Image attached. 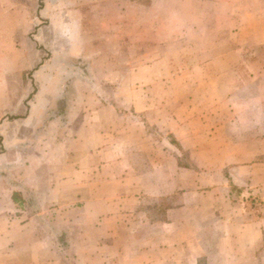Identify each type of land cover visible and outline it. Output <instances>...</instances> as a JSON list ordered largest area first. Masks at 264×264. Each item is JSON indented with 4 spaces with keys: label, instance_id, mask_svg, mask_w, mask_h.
Here are the masks:
<instances>
[{
    "label": "rangeland",
    "instance_id": "374dc122",
    "mask_svg": "<svg viewBox=\"0 0 264 264\" xmlns=\"http://www.w3.org/2000/svg\"><path fill=\"white\" fill-rule=\"evenodd\" d=\"M84 1L0 0V15L15 17L7 28L23 31L8 33L0 50H10L9 60L29 54L32 67L0 72L12 103L0 108V232L8 234L12 220L30 223L26 232L51 233L66 264L79 257L126 264L130 235L138 260L161 253L164 246L146 241L145 225L176 207L203 217L199 208L211 206L249 219L264 214V182L256 177L264 154L255 143L264 135L252 132L264 126V70L243 69L264 66V53H251L264 47L240 54L234 46L224 55L223 40L179 38L180 29L192 34L184 26L197 10L192 0L184 8L177 0H116V41L108 46L98 0ZM203 3L197 20L209 18ZM21 101L35 102L39 113L62 112L64 124L40 119L30 131L21 124L25 110L14 109ZM98 173L120 180L123 198L107 183L101 204L73 196L82 186L72 179ZM10 257L0 264H25Z\"/></svg>",
    "mask_w": 264,
    "mask_h": 264
},
{
    "label": "crops",
    "instance_id": "0c3cea01",
    "mask_svg": "<svg viewBox=\"0 0 264 264\" xmlns=\"http://www.w3.org/2000/svg\"><path fill=\"white\" fill-rule=\"evenodd\" d=\"M185 0H177V7L184 8ZM206 2L208 7V19L197 20V15L200 14L199 9L201 6H205ZM82 2L86 5L89 2ZM101 8V14L99 21L104 23L103 36L105 37L104 43L109 46L116 41V0H98ZM194 8H197L194 12V18L192 21L184 22V26L188 28V32L192 34H184V31L180 29L183 34L178 35L179 38H204V39H217L223 40L225 43L224 55H230L233 53L234 46L240 47L239 53H245L244 48L247 46L259 48L264 47V0H192L191 2ZM190 4V3H189ZM15 17L11 15H0V48L7 47L8 42L3 38L8 33L23 34V31L18 30L19 26L15 28L11 27ZM14 24V23H13ZM24 24L21 25V28ZM106 31V32H105ZM236 41V43L232 42ZM249 51V50H247ZM10 50H0V72L9 71L11 69L26 71L31 69L29 54L26 56H20L16 60H9ZM238 53V52H236ZM251 53L262 54L263 51H251ZM22 55V54H21ZM26 55V54H25ZM20 58V59H19ZM8 59V60H7ZM250 70H264V66L260 63L253 67L247 66ZM227 70H234L232 66H226ZM242 69V67H241ZM1 76V73H0ZM258 79V76L252 78V80ZM9 81L2 80L0 78V99L2 110H7L12 107L11 101L8 99ZM30 105L26 106L21 101L14 109L25 110V117H22L21 124L27 127L30 131L34 130L40 119L47 120L48 127L63 125L64 117L62 112H55L51 114L48 112H36L35 102H27ZM48 108V107H47ZM1 112V111H0ZM48 115V116H46ZM50 116V117H49ZM86 117V116H85ZM88 117H90L88 115ZM21 118V117H20ZM43 120V122H44ZM67 126V125H65ZM255 132L257 135H264V126L260 123L255 126ZM258 145L257 155L264 154V138L255 140ZM87 151V148H85ZM83 161V160H82ZM86 164V160L84 162ZM84 165V164H83ZM87 166V165H86ZM104 166V165H102ZM261 167L260 164L257 168ZM264 167V164H262ZM260 174L257 177V182H264V168H260ZM90 175L80 180L72 179L74 187L81 184L82 189L79 192L73 190L74 197H82L86 199V205L89 200H97L98 203H102L104 197L103 188L105 183L113 187L111 195L116 198H123L122 189L120 184L122 183L117 178L106 179L104 174H95V178H89ZM247 178V177H245ZM116 182V185H112ZM60 194V193H59ZM216 194V193H215ZM214 192L212 195H215ZM60 196H62L60 194ZM26 197V196H25ZM96 198V199H93ZM214 198V197H212ZM14 201V196L11 197ZM120 204V202H119ZM86 208V206H85ZM205 209L208 216L197 213V208L190 207H176L170 210V216L158 223H150L145 225L146 241H149L155 247H163L159 255H149L148 251H145V260L140 261L135 253V236L130 235V248L128 254L129 257L125 259L126 264H202V260L206 264H264V214L261 212H252L254 215L252 219L243 218L242 214L237 213L239 211L233 207H218L211 206ZM122 208L116 204V220L120 214ZM33 213V212H32ZM41 212L38 213V215ZM67 212H65V215ZM37 215L32 216L36 218ZM67 217V215H66ZM13 221V220H12ZM8 222L6 230L8 234H2L0 232V261L7 262L10 256L16 257L14 262L25 264H66L64 258L58 252L56 245L53 243V236L48 233L47 238H43L42 235L35 236L32 232L28 231L30 223L20 222ZM31 221V220H30ZM68 219L67 223H71ZM206 222H208L206 224ZM128 225H120L119 230L127 228ZM128 228H132L128 226ZM2 227L0 231H3ZM132 231V229H129ZM151 231L155 233L149 236ZM10 233H14L16 239L14 241L7 238ZM148 233V235H147ZM35 234H37L35 232ZM10 246L12 248V254H9ZM79 247V245H78ZM193 248L196 253L190 254L186 252V248ZM203 249V248H206ZM178 252V257L173 255ZM78 251V250H77ZM87 258V259H84ZM88 257H79L77 264H89Z\"/></svg>",
    "mask_w": 264,
    "mask_h": 264
}]
</instances>
